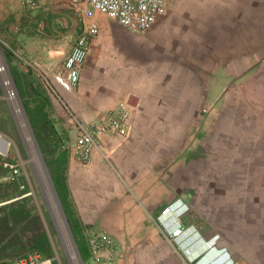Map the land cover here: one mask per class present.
I'll return each mask as SVG.
<instances>
[{"label":"crops","instance_id":"crops-1","mask_svg":"<svg viewBox=\"0 0 264 264\" xmlns=\"http://www.w3.org/2000/svg\"><path fill=\"white\" fill-rule=\"evenodd\" d=\"M53 2L25 6L23 30ZM70 13L68 42L59 26L39 28L34 58L21 52L34 70L18 65L50 93L64 136L52 159L66 156L61 192L81 239L89 226L111 236L116 264H264V0H169L140 34L97 14L78 87L53 94L44 77L82 30ZM120 110L127 134L102 136L87 164L62 147L69 112L91 124ZM24 204L0 202V217ZM178 227L175 240L163 236ZM9 254L0 251V264Z\"/></svg>","mask_w":264,"mask_h":264},{"label":"rangeland","instance_id":"rangeland-1","mask_svg":"<svg viewBox=\"0 0 264 264\" xmlns=\"http://www.w3.org/2000/svg\"><path fill=\"white\" fill-rule=\"evenodd\" d=\"M23 4V0H0V36L11 48L34 58L39 49L28 46L29 38L33 39L39 28L42 32L47 26L52 31V25L55 28L59 26L62 44L68 42V36L74 32L67 7L56 2L45 5V11L40 13V17L37 16V20L28 19V27L23 30L21 20L24 18L19 15L31 10ZM6 56L8 71L0 72V152L5 153L7 148L9 150L6 155H0V202L21 198L25 204L21 208L12 206L9 211L2 213L0 218L5 219H0V240L3 243L0 246L10 245L8 250H2L5 253L14 252L11 260L41 256L49 259L51 264H92L86 243L78 233L76 242L66 227L67 221L51 189L49 178L52 179V175L44 154L42 157L46 169L36 149L35 141L38 143L40 127L47 131L44 136L48 137V159L52 158L48 152L55 151L56 154L62 141L63 134L58 132L51 116L50 93L35 72L29 71L25 76L16 58L9 55L8 51ZM7 75L12 77L13 82L17 76L22 79L23 76L27 77L29 87L24 89L22 86L23 99L20 95L16 101L7 98V88L3 83ZM40 110L46 113L41 123ZM52 129L56 132L53 133ZM5 162L18 165L20 175L17 180L9 178L8 170L2 165ZM72 248L77 259L72 257Z\"/></svg>","mask_w":264,"mask_h":264},{"label":"built area","instance_id":"built-area-1","mask_svg":"<svg viewBox=\"0 0 264 264\" xmlns=\"http://www.w3.org/2000/svg\"><path fill=\"white\" fill-rule=\"evenodd\" d=\"M36 0H23L24 5L33 6ZM169 0H56L58 5L67 7L73 14L82 30L76 36L69 53L51 77H44L46 85L53 94H57L55 85L65 92H73L78 87L80 73L84 66L90 41L98 33V22L96 15H107L116 20L123 28L133 34H140L148 30L156 22L158 16L164 10ZM5 51L14 56L23 69H33L34 66L29 59L19 50L11 48L0 36V72H7L8 66L5 58ZM51 81L53 83H51ZM7 88L6 96L11 101L18 100V90L10 75L4 80ZM74 129L70 137L63 140L62 147L72 150L75 159L82 164L90 161L93 151L102 153V136L123 137L129 129V113L120 110L106 113L104 119L97 123H82L75 114L69 112ZM9 147V146H8ZM0 152V155H6ZM104 158L109 161L106 154ZM8 170L9 178L17 180L20 169L17 164L2 163ZM169 208L162 211L167 213ZM182 233V227L172 231H162L163 236L169 240H175ZM84 240L91 257L92 264H116L120 255L118 243L109 235L102 233L95 227H84ZM49 259L35 256L33 259H15L10 264H46Z\"/></svg>","mask_w":264,"mask_h":264},{"label":"trees","instance_id":"trees-1","mask_svg":"<svg viewBox=\"0 0 264 264\" xmlns=\"http://www.w3.org/2000/svg\"><path fill=\"white\" fill-rule=\"evenodd\" d=\"M5 58L7 60L6 54H5ZM14 83H15V86H16V88L18 90V93H19L20 97L23 99L24 96H23L22 86L24 87V89L27 88V86L29 87V83H28L27 77L23 76V79H22L21 76L20 77L17 76V78H14ZM24 105H25V103H24ZM25 107H26V105H25ZM39 116H40V123H41L42 122L41 120H45L46 113L43 110H40V115ZM52 130H53V133L56 132L55 129H52ZM45 132H47L46 128L40 127V131H39V133L37 135L38 144H39V146L41 148L42 153L44 154L45 161H46V163L48 165V168L50 170V173L52 175V181H53L54 188H55V190H56V192L58 194L59 200L61 202V205H62V208L64 210L66 219H67L68 224L70 226L71 232H72V234H73V236L75 238V241L77 242V239H76L77 232H76L75 227L73 226L72 219H71V217L68 214V209H67V207L65 205L64 197H63V194L61 192V183L63 181V175H62V169L63 168H61V167H63V165H64V162L66 160V156L63 153H60L56 158L48 159L47 150H48V146L49 145H48V137L44 136ZM53 152L55 153V151H53ZM54 153H52V152L49 153L48 152V154H51V156H53ZM13 214H15V213H13ZM3 218L5 219V217H3ZM1 220H0V225H1ZM0 239H1V237H0ZM43 242H44L43 244L45 245V239H44ZM0 243H2L1 240H0ZM9 246H10L9 244L8 245H3L1 247V250H2V248L4 250H7L9 248ZM13 253H14L13 251H10L9 255H12Z\"/></svg>","mask_w":264,"mask_h":264},{"label":"water","instance_id":"water-1","mask_svg":"<svg viewBox=\"0 0 264 264\" xmlns=\"http://www.w3.org/2000/svg\"><path fill=\"white\" fill-rule=\"evenodd\" d=\"M35 144H36V149H37V151H38V153H39V155H40V159H41V161H42V163H43V166H44V168L46 169V165L44 164V161H43V157H42L41 149H40V147H39V145H38V143H37L36 141H35ZM49 181H50L51 189H52V191H53V193H54V196H55V199H56V203H57L59 209H60L61 212H62V215H63L64 220L67 221V219H66V217H65V214H64V210H63L62 205H61V202H60V200H59L58 194H57V192H56V190H55V188H54V185H53L52 179L49 178ZM66 227H67V229L70 231V233H72V232H71V229H70V226H69V224H68V221H67Z\"/></svg>","mask_w":264,"mask_h":264},{"label":"bare ground","instance_id":"bare-ground-1","mask_svg":"<svg viewBox=\"0 0 264 264\" xmlns=\"http://www.w3.org/2000/svg\"><path fill=\"white\" fill-rule=\"evenodd\" d=\"M55 200V199H54ZM55 202V201H54ZM55 207V206H54ZM66 239H67V237H66ZM71 249V248H70ZM73 249V248H72ZM72 257L74 258H76L77 259V255H76V252L74 251V249L72 250ZM49 262H46V264H48Z\"/></svg>","mask_w":264,"mask_h":264}]
</instances>
